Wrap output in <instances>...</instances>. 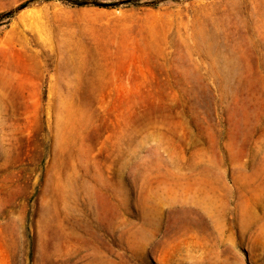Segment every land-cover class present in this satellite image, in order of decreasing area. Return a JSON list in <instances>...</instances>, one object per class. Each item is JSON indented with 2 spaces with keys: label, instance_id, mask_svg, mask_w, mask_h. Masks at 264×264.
I'll use <instances>...</instances> for the list:
<instances>
[{
  "label": "rangeland",
  "instance_id": "obj_1",
  "mask_svg": "<svg viewBox=\"0 0 264 264\" xmlns=\"http://www.w3.org/2000/svg\"><path fill=\"white\" fill-rule=\"evenodd\" d=\"M70 1L0 0V264H264V0Z\"/></svg>",
  "mask_w": 264,
  "mask_h": 264
},
{
  "label": "trees",
  "instance_id": "obj_2",
  "mask_svg": "<svg viewBox=\"0 0 264 264\" xmlns=\"http://www.w3.org/2000/svg\"><path fill=\"white\" fill-rule=\"evenodd\" d=\"M70 1V0H69ZM71 3H75V4H79V5H81V4H83V3H79V2H75V1H70Z\"/></svg>",
  "mask_w": 264,
  "mask_h": 264
}]
</instances>
